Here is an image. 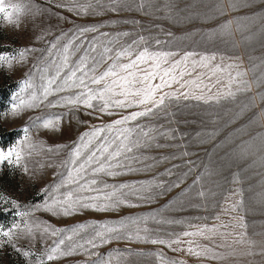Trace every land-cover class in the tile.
<instances>
[{
  "label": "rangeland",
  "instance_id": "obj_1",
  "mask_svg": "<svg viewBox=\"0 0 264 264\" xmlns=\"http://www.w3.org/2000/svg\"><path fill=\"white\" fill-rule=\"evenodd\" d=\"M85 2L86 0H5L6 5L19 4L22 11L18 24H9L0 18V54L18 57L21 50L30 48L33 51L28 52L23 61L17 58L11 64L0 62V150L7 152L9 148L16 146L25 153L20 165L15 163L14 156L11 164L7 161L0 162V196L3 197L0 199V229L7 231L14 224L24 228L23 222L27 221L32 228V235H23L11 242L0 237V264H40L41 260L44 264H91L97 260V256H88L82 250L55 261H47L43 254L54 241L65 239L66 245L83 243L98 225L129 216L143 217L144 223L140 227H147L152 238L174 239L175 236L170 234L193 232L204 226H215L218 231L212 239L202 236L181 237L183 243L173 244L171 247L144 241L114 240L92 250L105 260L111 255V264H121L118 256H122V264H161L154 253H162L167 261H175L177 264H264V255L241 254L247 250L246 245H233L236 249L234 254L232 248L216 247L225 242L221 234L242 231L231 227L240 216H243L248 225L249 235L253 232L264 233V152L257 151L246 160H240L236 155L243 141L264 132V126L249 123V117L264 107V101L257 99L255 108L241 112V106L247 103L246 96L253 95L256 89L252 93L238 95L235 100H222L219 104H204L195 100L173 103L168 109L174 114L172 116L161 114L158 120L140 118L133 122L170 127L175 130L176 139H158L157 143L165 147L154 145L137 153L149 157L148 160L133 164L140 171L127 172L121 169L124 174L105 176L103 180L110 185H139L154 181L161 186L152 189L150 201H138L135 197H130L131 202L137 204L136 207L121 206L109 212L80 209L68 216H53L44 210L45 201L51 202V197L59 198L67 190L64 187L57 189V185L67 175V167L62 162L78 142L79 136L94 126L111 123L122 115L141 110L132 107L113 110L114 115L111 116H101L98 112L85 108H49L47 102L38 107H28L33 92L39 94L42 91L41 85L46 82V75L42 70L47 69L54 74L50 66L60 60L58 49L53 48V44L60 46L59 51H62L63 44L74 35L78 37L73 40V45L78 44L79 47L73 50L70 46L73 54L69 59L70 62H75L84 55L93 40L106 42L115 38L116 43L109 46L116 48L119 44L131 43L144 36L150 38L151 50L177 53L172 57L173 60L179 59L186 51L197 54L193 59H199L202 54H215L213 65L238 63L240 70L256 65V74L264 75V19H260L264 17L262 0H254L250 8L228 11L223 16L210 11L218 0H177V9L187 8V11L177 13L181 17L179 21L169 18L163 9L166 0H153L160 6L159 11L147 8L136 11L134 6L131 11H112L111 0H99L100 6H97L96 0H88L93 7L81 11L79 4ZM128 2L132 3V0ZM135 3H140V0H135ZM224 3L227 7V0ZM253 14L258 19L249 24L250 31L240 33L233 25L230 40L207 35L216 31L220 24ZM243 22L249 23L246 20ZM85 27H94L96 30L81 36L79 29ZM102 33H107V38ZM122 33L129 35L123 36ZM242 35L248 38L242 41ZM156 39L161 41L160 45L154 43ZM232 40L235 41V47ZM126 62L127 59L121 60V63ZM110 63L111 60H106L101 64L97 74L104 71ZM201 71L206 70L197 69L193 77L186 79L194 78ZM246 78L251 80L252 72ZM26 81L32 85L31 88L25 87ZM260 90L264 91V86ZM69 94L71 93L65 92L58 95ZM58 95L50 96L48 100L55 101ZM21 101L24 103L21 104ZM14 105L17 106L15 111ZM49 115L62 116L60 131L41 127L42 120H37V117L47 118ZM24 129H28V132L25 133ZM27 144L33 145L34 149L27 148ZM56 145L66 147L58 154L47 151V148ZM29 152L31 155H28ZM184 152L188 155H182ZM165 157L168 159H164ZM145 165L150 167L145 168ZM189 168L192 169L190 172ZM198 176L201 177L199 181ZM236 189H240V194L233 195ZM199 191L207 192V197L197 196ZM225 197L230 198L225 201ZM237 200L242 202L238 211L222 210ZM82 224L89 227L79 233L71 231ZM45 226L63 228L65 231L59 236L49 233L42 237L41 232ZM67 237H72V240L68 241ZM252 239L264 241V235H255ZM231 240L229 237L227 243L231 244ZM189 241L192 243L189 244ZM189 247L196 251L210 247L224 258L214 259L210 256L192 255L187 251H173ZM25 251L30 255L24 256ZM254 251L259 252V247Z\"/></svg>",
  "mask_w": 264,
  "mask_h": 264
},
{
  "label": "snow or ice",
  "instance_id": "obj_2",
  "mask_svg": "<svg viewBox=\"0 0 264 264\" xmlns=\"http://www.w3.org/2000/svg\"><path fill=\"white\" fill-rule=\"evenodd\" d=\"M264 2V0H262ZM97 6L99 0H96ZM254 0H227L225 7L224 0H218L215 6L210 11L223 16L228 11H236L239 8H250ZM135 7L136 11L144 8L149 10L159 11L160 6L153 0H140V3H129L128 0H111L112 11H131ZM93 7L91 2L86 0L85 3L79 4L81 11H86ZM190 7V6H189ZM163 9L168 13L169 18H174L179 21L181 17L177 14L185 9H177V0H166ZM176 10L175 12L173 10ZM22 8L19 4H5V0H0V18L9 24H18L19 15ZM79 14V13H77ZM190 17H184L188 19ZM258 17L253 14L243 18H235L223 24L219 28L207 34L209 37L228 38L233 35V25L236 26V31L244 33L250 31L249 24L254 23ZM264 19V17H260ZM248 21L246 24L243 21ZM94 27H85L79 29L82 36L84 33L95 31ZM107 38V33H102ZM121 35L127 36L128 33ZM171 36V33H167ZM248 37L241 36V40ZM78 39L75 35L62 45V51L59 47L53 44V48L58 49L60 60L50 67L54 74L48 72L47 69L42 71L46 75V82L41 85L42 91L37 94L33 92L28 103V107H38L47 102V107H67L70 109L85 108L98 112L101 116L114 115L113 110H122L132 107L139 108V111H132L127 115H122L111 123L101 126H94L90 131L83 132L78 139V142L67 153V158L62 162L63 166L67 167V175L62 180L57 189L64 187L67 190L62 193V196L51 197V202L45 201L43 208L50 212L53 216L64 215L68 216L80 209H91L98 212H109L119 209L121 206L128 208L136 207L137 204L131 202L130 197H135L138 201H150L152 199V189L160 187L154 181L142 182L139 185L121 183L119 185H110L103 180V177H116L124 174L121 169L127 172L140 171L141 169L133 167V164H138L149 157L143 154L137 155L141 150L156 147H165L163 144H158V139L175 140L176 132L174 129L164 126L154 127L147 124L141 125L133 123L140 118H150L158 120L160 115L172 116L169 112V106L173 103L179 104L181 101L195 100L204 104L217 103L222 100H235L240 94L255 93L246 96L247 103L241 106V112L255 108L257 99L264 101V91L261 87L264 86V75L256 74V65H252L247 70H240L238 63L212 64L216 59L215 54H202L199 59H193L197 54L194 52H184L183 55L176 60L172 57L177 53L172 51L151 50L149 39L140 36L131 43L119 44L116 48L109 45L116 43L115 38L109 39L106 42L93 40L84 55L80 56L75 62H70V56L73 54L70 51V46L73 50L79 45H73V40ZM235 47V41H231ZM156 45H160L161 41L156 39ZM33 49L21 50L18 57L6 56L0 54V62L11 64L12 60L19 59L23 61L28 52ZM127 59L126 63H121V60ZM106 60H111L108 67L97 74V69ZM251 63V61H250ZM71 65V66H70ZM197 69L201 71L195 75ZM67 70V71H66ZM252 72L251 80L247 79L248 73ZM63 74V75H62ZM45 79V76H42ZM158 81V82H157ZM25 87L31 88L29 82H25ZM174 89V90H173ZM70 92L69 95H58L61 93ZM53 95H58L55 101H49L48 98ZM24 101H21L23 104ZM16 105L13 106L15 111ZM91 115L92 113H88ZM98 118V117H97ZM37 120H42L41 127L44 129L60 131L62 121L61 115H49L47 118L37 117ZM250 125L264 126V107L259 109V112H253L249 117ZM25 133L28 129H24ZM27 139V136L25 137ZM258 142V143H257ZM169 147L171 145H168ZM29 149H34L31 144L26 145ZM65 145H56L55 147L47 148L48 152L58 154ZM257 151L264 152V132L257 133L250 140L243 141L236 153L237 158L246 160L255 155ZM25 153L23 150L13 146L7 152L0 150V162L7 161L20 165L24 159ZM31 155V152L28 153ZM182 155H188L187 152ZM164 159H168L165 157ZM192 163V162H188ZM70 165V166H69ZM51 166V165H49ZM194 167L195 165L192 164ZM145 168L150 165H145ZM192 169L189 168V172ZM27 171V168H25ZM188 173H185L187 175ZM201 177H197L199 181ZM238 182V180H237ZM84 193H94L86 195ZM240 194V189H236L233 195ZM199 197H207L208 193L199 191L196 193ZM230 197H225L227 201ZM0 199H3L0 196ZM242 207V202L237 200L235 203L223 208L224 212H236ZM219 219V217H216ZM24 228L14 224L11 229L4 231L0 229V237L6 238L7 242L15 239H20L23 235H32V228L28 226L27 221H24ZM144 223L143 217H124L115 222L103 223L93 229L89 238L84 239L83 243H74L66 245L65 239L54 241L52 246H49L45 253L47 261H55L60 257L70 256L82 250L88 256H97L96 261L91 264H111L113 257L110 255L107 260L99 256L98 253L92 251L98 247L108 244L111 241H144L152 244H161L171 247L173 244L179 245L183 243L181 237L202 236L205 239L215 238L217 227H201L197 231H184L174 235L172 239L152 238L150 230L147 227L141 228ZM228 227V225H222ZM39 228V226H36ZM88 225H78L71 231L79 233ZM234 229L239 228L242 231L229 232L221 234L224 243L216 245V247L232 248L233 254L236 249L233 245H246L247 250L241 254L244 255H264V241H256L252 239L255 235H264V233L253 232L249 235L243 216L237 219L236 224L231 225ZM65 230L63 228H52L45 226L41 232L43 237L46 234L59 236ZM141 233H144L141 235ZM231 237V244L227 243V239ZM68 241L72 237H67ZM189 244L192 242L189 241ZM64 246V247H62ZM199 247V246H197ZM259 247V252L254 249ZM187 251L196 256H210L214 259H223L221 253H217L210 247H204L196 251L193 247L187 249L178 248L173 251ZM24 256H29L30 253L25 251ZM160 260L161 264H177L175 261H167L162 253H154ZM121 259L122 256H118ZM40 264H44L41 260ZM182 264V262H181Z\"/></svg>",
  "mask_w": 264,
  "mask_h": 264
}]
</instances>
